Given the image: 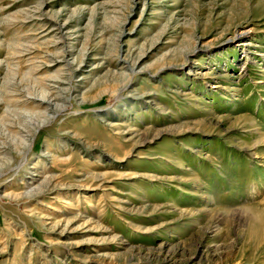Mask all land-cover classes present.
Listing matches in <instances>:
<instances>
[{
	"label": "rangeland",
	"instance_id": "1",
	"mask_svg": "<svg viewBox=\"0 0 264 264\" xmlns=\"http://www.w3.org/2000/svg\"><path fill=\"white\" fill-rule=\"evenodd\" d=\"M27 109L0 264H264V0H0V133Z\"/></svg>",
	"mask_w": 264,
	"mask_h": 264
},
{
	"label": "bare ground",
	"instance_id": "2",
	"mask_svg": "<svg viewBox=\"0 0 264 264\" xmlns=\"http://www.w3.org/2000/svg\"><path fill=\"white\" fill-rule=\"evenodd\" d=\"M239 34L240 35H244L245 32H240ZM13 92L14 91H11V92L8 91V93L10 95L9 97L11 98V101L10 102H12V104H13V102L15 104L16 103H19V102H22L21 101V98L18 97L19 95L13 96V95H15ZM23 101H25V100H23ZM42 106L43 107L46 106L45 107L46 109L44 111V114L42 115L43 117L41 118L40 125L49 122V119L52 116H54V115H51V113L48 111L50 108H52V109H58V105H56V103L52 99L47 98L44 95H42L41 99H39L36 102H34V105L32 106V108L35 109V110H39V109L42 108ZM28 113H29V109L26 110V115L24 117V119H25L24 123L21 122V124H19V125H21L20 128L17 129L16 127L13 126V124H8L7 126H5V129L3 130V132L0 133V139H3V140L4 139L5 140L12 139L13 140L12 142L16 146L15 149L18 150V154H20V155H23L24 154L23 153L24 148L26 146H28V143L29 142H31V140L33 138V135L32 134L35 132V130L37 131L38 127L40 126V125L39 126L36 125L35 127L34 126H30V123H31L30 121H32L34 117H37V116H40V115L39 114L38 115L36 114V116H33L34 114H29L28 115ZM26 122H27V124H26ZM19 125H17V126H19ZM0 153L3 154V158L1 160L2 162L0 164V169H1L2 167H4V165L7 162L10 161V158H9L10 152H8V150L4 149V146L2 145V146H0ZM45 180H47V179H45ZM48 182L46 181L45 184H47ZM41 191L42 190H37V191H33V192L40 193ZM33 192H30L29 191L27 194H32ZM59 198L60 197H56L55 198L56 199V202H58V203H60V199ZM67 205H70L69 207H71V204L70 203H67ZM257 215H258V217L256 216L257 220H260L262 218L263 211L258 212ZM253 219H255V217H253ZM59 221H58L59 222L58 224H60L62 222H65L66 224L69 223L68 220L62 219V218Z\"/></svg>",
	"mask_w": 264,
	"mask_h": 264
}]
</instances>
